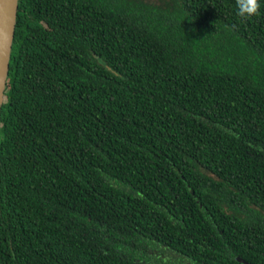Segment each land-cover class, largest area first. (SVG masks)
Returning <instances> with one entry per match:
<instances>
[{"label": "trees", "instance_id": "obj_1", "mask_svg": "<svg viewBox=\"0 0 264 264\" xmlns=\"http://www.w3.org/2000/svg\"><path fill=\"white\" fill-rule=\"evenodd\" d=\"M0 264H264V0H20Z\"/></svg>", "mask_w": 264, "mask_h": 264}, {"label": "water", "instance_id": "obj_2", "mask_svg": "<svg viewBox=\"0 0 264 264\" xmlns=\"http://www.w3.org/2000/svg\"><path fill=\"white\" fill-rule=\"evenodd\" d=\"M20 0H0V121L5 102Z\"/></svg>", "mask_w": 264, "mask_h": 264}, {"label": "clouds", "instance_id": "obj_3", "mask_svg": "<svg viewBox=\"0 0 264 264\" xmlns=\"http://www.w3.org/2000/svg\"><path fill=\"white\" fill-rule=\"evenodd\" d=\"M237 16L247 21L260 14L261 0H235Z\"/></svg>", "mask_w": 264, "mask_h": 264}]
</instances>
